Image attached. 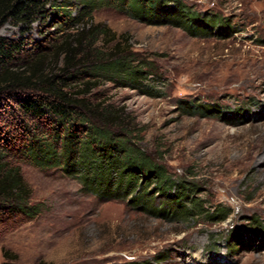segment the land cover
I'll return each instance as SVG.
<instances>
[{
	"label": "rangeland",
	"instance_id": "rangeland-1",
	"mask_svg": "<svg viewBox=\"0 0 264 264\" xmlns=\"http://www.w3.org/2000/svg\"><path fill=\"white\" fill-rule=\"evenodd\" d=\"M180 1L197 14L219 15L235 32L223 39L194 37L101 5L81 22L106 26L137 59L150 63L162 96L102 81L86 97L122 111L135 146L175 183L194 186L204 213L225 208L229 216L221 222L203 214L158 218L126 202L100 201L57 168L39 169L26 160L27 149L49 129L24 116L18 94L4 90L3 163L18 170L28 205L38 214L0 215V263L264 264V163H256L264 156V0ZM69 5L71 17L77 16L81 5L77 0ZM55 9L30 25L0 24V38L21 47L15 68L39 51L50 52L79 28L63 24ZM103 44L98 46L107 51ZM190 104L214 105L229 115L196 111ZM152 200L154 207L164 204L163 195ZM177 206L169 203L167 210Z\"/></svg>",
	"mask_w": 264,
	"mask_h": 264
},
{
	"label": "trees",
	"instance_id": "trees-1",
	"mask_svg": "<svg viewBox=\"0 0 264 264\" xmlns=\"http://www.w3.org/2000/svg\"><path fill=\"white\" fill-rule=\"evenodd\" d=\"M77 1L81 5L80 13L71 17L69 0H59V3L57 0H0V24L14 20L30 25L44 18L48 8H56L63 24L68 21L80 25L62 44L50 52H47L49 49L37 52L23 61L20 69L13 62L17 61L21 47L0 38V93L14 91L18 94L20 112L49 129L45 139L30 140L26 160L39 169L57 168L74 177L84 192L100 201L126 202L158 218L203 214L210 220L225 221L230 211L222 208L205 214L194 186L183 180L175 183L161 166L135 146L122 111H115L100 101L92 103L86 97L102 81L138 90L152 98L162 96V92L156 87L158 78L150 63L137 59L130 47H124L106 26L81 21L106 4L139 22L179 27L194 37L223 39L235 31L219 15L197 14L180 0ZM102 41L106 42L103 45L107 51L98 46ZM60 55L63 59L58 67ZM27 91L30 94L24 95ZM189 108L222 113L225 118L229 115L214 105L190 104ZM3 162L0 152V215L34 218L38 209L28 205L29 193L18 170ZM155 194L163 195L164 204L151 205ZM169 203L178 205L177 209L167 210Z\"/></svg>",
	"mask_w": 264,
	"mask_h": 264
},
{
	"label": "bare ground",
	"instance_id": "bare-ground-1",
	"mask_svg": "<svg viewBox=\"0 0 264 264\" xmlns=\"http://www.w3.org/2000/svg\"><path fill=\"white\" fill-rule=\"evenodd\" d=\"M261 74L264 75V70L261 72ZM255 155V154H254ZM251 156V155H250ZM252 158V157H251ZM248 160L250 161L251 159L248 158ZM247 161V160H246ZM253 161V160H252ZM243 162V161H242ZM250 163V162H249ZM255 163V162H254ZM257 164H260V163H264V156L263 158H260L259 161L256 162ZM247 164V163H246ZM252 164V163H251ZM250 166V165H249Z\"/></svg>",
	"mask_w": 264,
	"mask_h": 264
}]
</instances>
